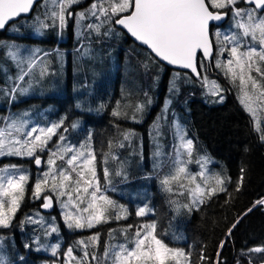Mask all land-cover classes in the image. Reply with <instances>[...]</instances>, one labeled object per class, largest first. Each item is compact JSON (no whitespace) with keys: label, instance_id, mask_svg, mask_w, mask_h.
Returning <instances> with one entry per match:
<instances>
[{"label":"snow or ice","instance_id":"6c2138e0","mask_svg":"<svg viewBox=\"0 0 264 264\" xmlns=\"http://www.w3.org/2000/svg\"><path fill=\"white\" fill-rule=\"evenodd\" d=\"M35 2L36 0H0V31L12 29L18 32L17 21L31 14ZM80 2L81 0H44L43 18L37 15L28 27L39 36L55 30L62 37L70 22L74 23L78 42L89 41L87 45L82 44L79 50L82 59L91 56L90 44L93 37H107L114 33L119 35L116 32L119 28L121 33L130 35L145 46L155 61L176 69L173 80L170 81V92L178 91L176 81L181 78V73L187 80L190 72L207 87L209 95L223 102L222 93L225 89L217 81H209L208 76L203 74L209 67L207 61L214 60V67L238 88L239 103L254 120V131L260 141L264 142V117L261 115L264 113V0H92L84 11H74V7ZM50 4L52 7H49ZM228 17H231L233 23L229 29L221 30L217 22ZM22 48V45L15 42L0 40V49H7V55L17 68V75L11 78L12 84L0 88V94L12 102L16 101L17 96L27 94L45 77L53 75L46 62L48 53L41 56L42 49L24 48L22 52ZM57 58L62 61V54L57 52ZM151 62L149 60L144 67L147 69ZM253 72L256 73L255 76ZM146 99L150 105L151 100L147 96ZM146 106L144 103L136 104L132 119L136 120V114L142 117ZM79 107L81 105L77 104V108ZM104 107L100 105V109ZM25 115L26 113H14L0 118V123L4 125L0 127V158H30L38 169L46 163L47 170L33 177L23 166L11 163L0 166V230L33 225L32 243H25L23 246L33 250L35 245V251H50L53 259L48 264H56L57 258H61L60 264H205L207 257L203 252L194 253L166 243L163 238L166 233L158 231L155 220L110 229L102 252L100 232L74 242L61 252L60 237L55 236L60 232L56 218L46 219L39 210L26 214L19 225H14L29 191L33 200L41 201V209H50L54 207V202L59 203L63 224L69 230H91L112 220H127L131 215L124 205L108 195L109 188L115 191L113 175L121 179L127 178L123 164L114 173L105 166L102 174L105 183L102 185L97 172V152L91 143V133L84 142L71 144L64 133L70 128H77L78 121L72 122L69 128L64 127L67 117H62L58 122H49L46 126H40L39 122L29 125ZM112 115L119 117L126 116L127 113L119 110L117 102ZM162 123L173 132L170 152H166L164 145L160 143ZM153 131L155 151L152 153L153 172L149 178L157 177L163 191L187 197L188 203L184 204L179 200L170 201L177 213L182 209L188 213L199 211L219 194L227 196L225 203H228L232 198L228 191L233 183L231 177L211 171L210 165L215 161L208 156L193 159L195 142L189 137L183 124L173 120L169 125L164 113H161L154 121ZM135 135V132L128 130L122 133V139L115 142L109 140V152L101 153L105 164L109 156L119 161L115 150L123 149L125 142L131 143ZM53 137L57 138L55 150L49 147ZM44 152L48 153L46 162L40 155ZM192 164L197 165L198 171L191 170ZM244 171L241 168V175L235 182L237 192L243 185ZM161 172L164 173L162 176ZM33 179L34 183L29 188ZM257 206L264 207V196L254 202L253 208ZM251 211L252 208H249L248 212ZM134 214L144 218L154 214V209L149 204H144ZM241 219L243 217L231 225L226 233L227 237L232 236ZM117 233L121 234L122 242L114 243ZM49 237H54L57 242H45ZM7 239L0 235V264H20L23 257L13 260L7 256L4 248ZM226 242L221 241V250ZM190 247L194 248L195 245ZM77 248L82 252L79 257L74 254ZM90 248L92 251H89ZM220 255L218 252L215 264H226L219 259ZM239 257L235 264H241V260H246L247 264H254L257 260L264 264V242L259 246H245L240 250Z\"/></svg>","mask_w":264,"mask_h":264},{"label":"trees","instance_id":"16d2710c","mask_svg":"<svg viewBox=\"0 0 264 264\" xmlns=\"http://www.w3.org/2000/svg\"><path fill=\"white\" fill-rule=\"evenodd\" d=\"M84 1L86 2L82 0ZM78 7L80 10H77ZM37 8L38 6L33 8L29 17L20 18L17 21L16 27L19 31H15L16 36L10 35L8 32L11 29H9L0 33V40L15 42L22 45V49L30 47L42 49V52L48 53L47 63L50 69L59 68L62 75L54 77V80L45 77L25 94L26 97L20 99L23 102L21 106L12 104L6 96L0 94V118L14 113H26L25 119L29 121V125L39 122L40 126H46L49 122H58L62 117H67L65 128H69L72 122L78 121L77 128H70L67 133H64L67 141L78 145L91 133V143L97 152V172L102 185L105 183L102 175L103 168L107 166L114 173L121 167V163L123 164L127 178L121 179L113 175L115 191L109 188L108 195L124 205L131 213L127 220H112L91 230H69L59 217V205L54 202L52 212L43 216L47 219L54 215L56 218L60 232L55 236L60 237L62 248H67L94 232H100V251L102 252L110 229H120L128 224L135 225L151 220L157 222L158 231L162 234L166 233L163 236L166 243H169L171 247L192 250L194 253L203 252L207 257L205 264H215L218 252L221 253L219 256L221 261L226 264H235V260L240 258L239 252L242 248L259 246L264 242V207L253 208L254 202L264 196V142L260 141L254 131L255 122L252 121L250 114L239 103L238 88L213 66L212 72L215 73L211 79H217L216 81L225 89L222 93L223 102H219L218 98L201 89L198 79L188 75L189 78L185 80L183 73L176 81L178 91L170 92V81L173 80V72L176 70L155 61L145 49L131 42L118 29L116 32L120 33L119 35L114 33L107 37L91 39V56L83 59L93 60L98 66L105 63L104 76L102 78H97V75L86 77L85 65L83 66L78 58V60H72L71 56H78L82 44L87 45L89 41L78 42L76 26L72 22L63 32L62 37L58 36L55 30L45 33L44 36L36 35L26 22L32 21ZM85 9L86 6L83 7L79 3L73 10L79 12ZM44 11L45 8L39 13L41 18ZM229 21L230 17L220 25L221 28L226 29L230 25ZM57 52L62 54V61L57 58ZM149 60L152 62L146 69L144 65ZM12 63L13 61L7 55V49H0V88L5 86V80H1V77L3 79L6 75L4 69H7L8 74L11 73ZM138 65H141L140 68L147 73L145 80H141L144 73L143 70L140 71V68L138 70ZM71 66L78 75L83 74L82 77L86 80H81L82 78L72 80L76 74H71ZM65 67L66 72L63 70ZM207 76L210 77L209 74ZM10 83L12 84V80ZM186 92L190 93V96L182 98L181 94ZM176 95H178L177 101L174 99ZM146 96L151 100L150 105L147 104ZM117 102H119V110L127 113L126 116L112 115L113 110L117 108ZM139 103L147 106L142 117L136 114V120H133L134 106ZM77 104L81 107L77 108ZM100 105L105 107L100 109ZM161 113H164L169 125L173 120H178L187 129L189 137L195 142L194 160L198 156H208L215 161L210 165L211 171L231 177L233 183L228 187V191L232 198L228 203H225L228 197L219 194L199 211L188 213L182 209L177 213L170 201L179 200L181 204H184L188 203L187 197L165 192L161 189L157 177L149 178L153 172L152 153L155 151L153 125ZM261 115L264 117V113ZM169 128L162 123L160 143L164 145L166 152L172 150L173 143V134L170 137L167 135ZM128 130L136 133L132 142H125L123 149L115 150L119 161L109 156L105 164V158L101 153L109 152L107 142L122 139V133ZM56 144L57 138L53 137L49 147L55 150ZM40 155L46 162L47 153H40ZM3 160L0 158V162ZM7 160L23 166L33 177L47 170L45 163L41 170L31 171L33 166L29 158L10 157ZM57 163L59 164L60 161L58 160ZM190 168L196 171L198 167L192 164ZM241 168L245 170L244 181L237 192L235 182L241 175ZM163 174V172L160 173L161 176ZM32 183L34 179L30 181L29 188ZM144 204H149L154 209V214L144 218L136 217L134 214L136 209ZM249 208H252L251 212H248ZM37 210L38 202L31 198L29 191L17 213L14 225H19L26 214H33ZM245 213L247 215H244ZM240 217L243 219L233 230L232 236L227 237L228 229ZM33 234V225H25L22 228L13 226L10 229L0 230V235L8 238L4 242L7 256L13 260L23 257L20 264H41L48 257V251H35V245L33 250L23 246L25 243H32ZM176 237H183V239H176ZM225 240L227 242L221 250L220 243ZM45 242L56 243L57 241L54 237H49ZM113 242H122L120 233L116 234V240ZM193 244L195 247L191 248ZM89 251L92 249L90 248ZM74 254L79 257L82 252L77 248ZM259 262L257 260L254 264ZM241 264H247V261L241 260Z\"/></svg>","mask_w":264,"mask_h":264},{"label":"rangeland","instance_id":"374dc122","mask_svg":"<svg viewBox=\"0 0 264 264\" xmlns=\"http://www.w3.org/2000/svg\"><path fill=\"white\" fill-rule=\"evenodd\" d=\"M92 3V0H86V2L84 1V2H82V0H81V2H80V5L81 6H83V7H85L86 6V8L90 5ZM241 7H243L244 5H240ZM49 7H52V5L50 4L49 5ZM44 10V0H42L40 3H39V5H38V8H37V12H36V14L34 15L35 17L37 16V15H40L39 13L40 12H42ZM77 10H80L79 9V7H78V9ZM34 16H32V19L34 18ZM228 19V18H227ZM32 21H27L26 23L27 24H30ZM229 23H230V25L233 23L232 22V19H231V17H230V21H229ZM230 25H228V27L226 28V29H224V28H221V26H219L220 27V29L221 30H227V29H229V27H230ZM213 31H215V27L213 28ZM8 33H10V35H13V36H16L17 35V33H15V31L14 30H12L11 29V31L10 32H8ZM6 34V33H5ZM29 49H33L32 47H30ZM23 50L24 49H21V51L23 52ZM44 53L45 52H42L41 53V56H43L44 55ZM24 55H27V53H24ZM57 56V55H56ZM77 56V55H76ZM75 55H72L71 57H72V60H81V63L83 64V66L85 65V68L84 69H86V73H85V76L87 77V76H94V75H97V78H99V77H101L102 78V76H104V74H103V72H104V68H105V63H103L101 66H98V65H96L95 63H94V61L93 60H87L86 61V59H82L81 57H80V54H79V52H78V56L76 57ZM127 56H128V53H127ZM94 57V56H93ZM78 58V59H77ZM226 58V57H225ZM49 61V57L47 56L46 57V62H48ZM79 62V61H78ZM207 63H208V65H209V67H208V70H207V72L206 73H204L205 75H210V77H209V81H212V80H217V79H211V76L213 77V75H214V73L215 72H212V69H213V66H214V63H215V61L214 60H210V61H207ZM12 67H11V73H9L8 74V72H7V69L5 68L4 70H5V73L4 74H6L5 76L4 75H2V76H4L3 77V79H2V77H1V80H5V86L3 85L2 87H7V85L11 82V78H14L16 75H17V68H16V65H15V63L13 62L12 63ZM139 67H138V70H139V68H140V66L141 65H138ZM63 70H64V72H66V67L65 68H63ZM143 70V68H140V71H142ZM50 71L53 73V75H49V76H47V77H49L51 80H54V77H60L62 74H61V70L59 69V68H53V69H50ZM10 72V71H9ZM37 72H38V69H37ZM70 72H71V74H76V76L75 77H73V79L72 80H80L81 78V80H86L84 77H82L83 76V74L81 75V73H80V75H78L76 72H75V70H74V67H72L71 66V68H70ZM81 72V71H80ZM143 75L141 76V80H145V78H146V72H145V70H143ZM254 73V72H253ZM102 74V75H101ZM256 75V73L254 74V76ZM216 76H218V75H216ZM218 81H220V80H218ZM224 84V83H223ZM11 85V83L9 84V86ZM199 87L201 88V89H203L204 91H206V92H208V89H207V87H205V86H203L202 85V83H201V81L199 80ZM190 93H188V92H186V93H183V94H181V96H182V98H185V97H189L190 95H189ZM22 97H26V95H23V96H19V98H17L16 99V101L15 102H12L11 101V103L12 104H14V105H18V106H21V105H23L22 103V100H20ZM175 101H177L178 100V95H176L175 96ZM10 101V100H9ZM252 121L254 122V120L252 119ZM4 125L2 124V125H0V127H3ZM167 131H168V133H167V135H168V137H170L171 136V134H173V132H172V130L169 128V130L167 129ZM55 149H56V147H55ZM47 153V152H46ZM47 155H48V153H47ZM8 159V158H7ZM7 159H4L2 162H0V166H2V165H5V163L7 162L8 164L9 163H11V164H13V161L12 160H7ZM29 160H30V162L32 161L30 158H29ZM42 167V166H41ZM46 167H47V165H46ZM35 169H38V168H35V167H32V169H31V171H33V170H35ZM39 170H41V168H39ZM196 171H198V168L196 169ZM196 171H193V172H196ZM34 201H37L38 202V205H40L41 204V201H39V200H34ZM58 205H59V203H57ZM38 211V210H37ZM36 211V212H37ZM35 212V213H36ZM40 212V211H39ZM59 217L62 219V209H61V207H60V205H59ZM40 214L41 215H43V213H41L40 212ZM51 217H54V215H52ZM52 243V242H51ZM66 248H62L61 249V252H63V250H65ZM48 253H49V255H47L48 257L45 259V260H43L42 262H41V264H48V262H50V261H52V256H51V253H50V251H48ZM56 264H60V258H57V260H56Z\"/></svg>","mask_w":264,"mask_h":264},{"label":"water","instance_id":"95a60500","mask_svg":"<svg viewBox=\"0 0 264 264\" xmlns=\"http://www.w3.org/2000/svg\"><path fill=\"white\" fill-rule=\"evenodd\" d=\"M38 0H36V2H37ZM35 2V3H36ZM224 21V20H223ZM223 21L222 22H217V24L218 25H220L221 23H223ZM119 29V28H118ZM129 40H131L134 44H136V45H138V46H140V47H142L143 49H145L148 53H149V55L151 56V54H150V52H149V50L145 47V46H143L140 42H138V41H135L133 38H131L130 37V35H126V34H124ZM161 64V63H160ZM163 66H166V67H169V68H172V69H174V70H176L173 66H169V65H167L166 63H163L162 64ZM192 78H195L190 72L188 73ZM33 165H34V163H33ZM35 166V165H34ZM36 167V166H35ZM39 210L41 211V212H43V213H48V212H50L51 210H52V208H50V209H46V210H44V209H41L40 208V205H39ZM257 264H260V263H257Z\"/></svg>","mask_w":264,"mask_h":264}]
</instances>
